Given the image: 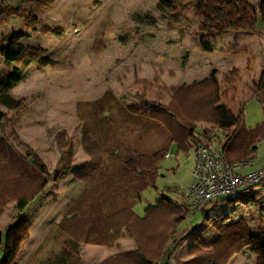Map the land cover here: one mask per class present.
<instances>
[{
	"label": "trees",
	"instance_id": "16d2710c",
	"mask_svg": "<svg viewBox=\"0 0 264 264\" xmlns=\"http://www.w3.org/2000/svg\"><path fill=\"white\" fill-rule=\"evenodd\" d=\"M12 1L0 2V26L21 18L26 28L34 29V16L44 14L57 0H32L33 8L29 12L12 6ZM157 7L168 12L174 22L188 21L189 13L203 19L199 32L208 36L233 31L258 35L264 40L262 4H250L249 0H197L193 4L177 5L172 0H159ZM38 31L45 35L60 34L57 28L46 26ZM203 50L211 52L209 47ZM214 51L222 52L218 48ZM43 54V49L35 46L17 49L5 46L3 51L4 59L20 68L13 67L0 76V216L10 203H14L18 215L0 233V264H17L21 246L30 238L27 213L49 191L50 185L74 166V141L65 131L54 137L60 157L52 171L20 141L15 131L16 121L28 100L15 99L11 91L23 81V69L36 65L42 70L57 65ZM251 64L248 57L245 71L251 72ZM240 83L241 72L237 69L230 71L221 83L213 70L202 80L171 89L166 105L153 101L137 108L121 107L109 90L98 100L80 105L77 115L83 123L82 133L95 140L103 160L56 225L63 238L54 263L81 264V246L111 250L120 238L126 237L133 241V251L114 254L98 264H229L235 255L246 250L254 256L255 264H264V228L251 230L243 218L228 223L227 214L217 217L213 225L217 237L210 245L211 257L172 261L170 250L177 242L179 224L189 218L184 201L160 200L147 206L142 216L133 210L142 193L155 188L160 163L171 145L183 154L197 144L217 147L228 163L254 160L257 145L264 141V69L259 80L252 83L263 116L253 129L245 126L242 108L235 113L229 106L237 96ZM112 111L121 115L111 118ZM198 124L210 128L199 129ZM17 147L27 152L22 154ZM250 188L244 189L237 199L224 201L235 203L245 197L244 204H254L263 215L264 201L245 194ZM211 211L204 209L202 219L209 220ZM46 263L53 264L50 260Z\"/></svg>",
	"mask_w": 264,
	"mask_h": 264
},
{
	"label": "rangeland",
	"instance_id": "374dc122",
	"mask_svg": "<svg viewBox=\"0 0 264 264\" xmlns=\"http://www.w3.org/2000/svg\"><path fill=\"white\" fill-rule=\"evenodd\" d=\"M158 1L57 0L44 14L34 16V29L26 28L21 18L0 26V76L13 67L20 68L4 59L5 46L12 49L39 47L43 49L44 57L57 62L53 68L38 70L32 65L22 70L24 79L11 95L28 101L16 121L15 131L20 141L35 152L50 171L59 160L56 159L57 153L60 157L54 137L65 131L74 141L76 166L73 171L80 189L103 157L95 140L82 133L83 123L78 118L77 108L80 110V105L98 100L106 90L119 100L121 107L137 108L153 101L166 105L171 89L202 80L213 70L221 83L230 71L237 69L241 72V83L229 106L235 113L243 109L245 126L249 129L262 120L252 83L259 80L264 69V40L258 35L233 31L223 35L202 34L199 27L203 19L189 13L186 14L188 21L174 22L168 12L158 9ZM172 1L187 5L197 0ZM249 3L264 5V0H249ZM10 4L27 12L33 8L32 0H13ZM41 26L57 28L60 34L45 35L38 31ZM204 47L211 48V52H205ZM215 48L222 52H215ZM248 57L252 59L251 72L245 71ZM1 110L7 112L4 108ZM110 113L111 118L121 115L116 111ZM198 128L210 127L198 124ZM257 148L253 166L247 171L264 167V141ZM17 149L22 154L27 152L23 147ZM168 152L173 158H164L160 163L155 188H147L134 206L133 210L139 216L147 206L160 200L177 203L183 200L184 187L190 180L195 158L194 149L187 154L177 153L176 147L171 145ZM87 155L91 156L88 163L85 162ZM67 174L53 182L44 200L49 207L55 205L53 209L58 213V219L62 207L76 196L64 183V179L69 178ZM247 193L254 195L257 201H264V181L252 186ZM244 203L245 197L235 203L218 199L206 205L205 209L212 210L209 220H203L201 214L183 220L179 224L177 242L170 250L171 260L211 257L210 245L217 237L213 225L222 214L228 215V223L243 218L251 230L264 228V215L256 216L254 204ZM41 207L37 205L36 208ZM35 211L30 214L31 220L36 219ZM50 225L47 238L36 253L21 258L18 264H48V260L56 264L63 234L54 221ZM33 235L36 239L37 233ZM120 239V245L111 251L127 249L123 243L128 238ZM229 264H255V258L246 250L235 255Z\"/></svg>",
	"mask_w": 264,
	"mask_h": 264
},
{
	"label": "built area",
	"instance_id": "2783aa9c",
	"mask_svg": "<svg viewBox=\"0 0 264 264\" xmlns=\"http://www.w3.org/2000/svg\"><path fill=\"white\" fill-rule=\"evenodd\" d=\"M194 154L190 180L183 193L189 217L201 214L212 201L237 199L244 189L264 179V167L246 172L252 168L253 161L239 160L228 163L217 147L197 144ZM164 158L170 159L173 156L168 152Z\"/></svg>",
	"mask_w": 264,
	"mask_h": 264
},
{
	"label": "crops",
	"instance_id": "0c3cea01",
	"mask_svg": "<svg viewBox=\"0 0 264 264\" xmlns=\"http://www.w3.org/2000/svg\"><path fill=\"white\" fill-rule=\"evenodd\" d=\"M58 157H59V154L57 153V158H56L57 160L59 159ZM87 158H88V160L85 161L86 163L91 161L90 155H87ZM101 163H100V165H101ZM75 166H76V150H75L74 166H73L72 170L69 172V174H67L69 176V178L64 179L65 180L64 183L68 184L69 191H72V193L74 192V194L76 195L75 196V199H76L78 197V195L80 194V191L84 187L88 178L83 182L82 188L80 189L79 186L77 185V182H76L78 180L75 178L76 173H74V171H73L75 169ZM246 172H247V170H246ZM52 185L53 184H51L50 187ZM54 190H55V193H57V191H56V190H58L57 187ZM246 192H248V191H246ZM47 194H48V192L45 195H43V197L32 207V209L26 215V219L31 223L30 238L28 241H26L22 244V246H21L22 254L17 259V261H16L17 264L19 263L18 261L21 258H24L25 256L32 255L33 253L34 254L36 253V250L41 246V243L47 238L48 229L51 226L50 224L54 221L55 224L57 225V223L59 222V220L61 218L60 217L58 219V213H56V210L53 209V207H55V205H51L49 207L48 204L46 205L44 203L45 202L44 200H46ZM44 204H45V206H44ZM69 204H67V205H69ZM37 205H42V207L37 210V208H36ZM67 205H64L62 207L61 213H63V211L67 207ZM43 206H44V208H43ZM35 210L37 211L36 219L31 220L30 214ZM17 215H18V211L15 209L14 203L8 204L7 207L5 208V210L3 211L2 215L0 216V233H2L4 231V229L7 225H9L13 222V220L15 219V217ZM257 215H260V214L257 212L256 216ZM263 215H260V217H262ZM260 219L261 218H259L258 220H260ZM35 232L37 233V235H36L37 238L33 239V236H34L33 234ZM120 240L118 241L116 246L120 245ZM123 244L126 245L127 249L123 250L122 252H113L111 250L106 251V248L95 247V246H81L80 247V254L82 252L81 264H84L85 262H87V264H98L101 261L105 260L106 258H108L114 254L123 253L124 251L129 252V251H133L135 249V245L131 240H128V239L124 240ZM26 248H28V249L26 250Z\"/></svg>",
	"mask_w": 264,
	"mask_h": 264
}]
</instances>
